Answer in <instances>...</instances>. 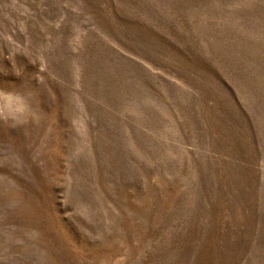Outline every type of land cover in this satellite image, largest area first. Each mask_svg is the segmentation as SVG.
I'll return each mask as SVG.
<instances>
[{
    "label": "rangeland",
    "instance_id": "374dc122",
    "mask_svg": "<svg viewBox=\"0 0 264 264\" xmlns=\"http://www.w3.org/2000/svg\"><path fill=\"white\" fill-rule=\"evenodd\" d=\"M0 264H264V0H0Z\"/></svg>",
    "mask_w": 264,
    "mask_h": 264
}]
</instances>
